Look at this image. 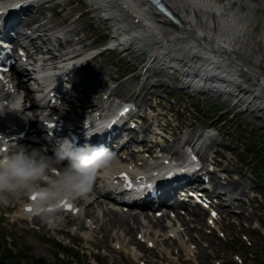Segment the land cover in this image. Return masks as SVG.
Instances as JSON below:
<instances>
[{
	"label": "bare ground",
	"instance_id": "obj_1",
	"mask_svg": "<svg viewBox=\"0 0 264 264\" xmlns=\"http://www.w3.org/2000/svg\"><path fill=\"white\" fill-rule=\"evenodd\" d=\"M91 1L98 6L100 12L105 13V16L112 20L117 31H120L115 40L120 42L121 46L130 51L134 48L140 52L141 57H145L143 55L145 54L153 62H159L165 67L178 70L184 78L196 82L197 86L206 92L215 90L228 95L234 90V87H229L228 83H233L238 88L233 92L246 90L250 92L251 98L258 97L256 94L259 93L258 91L252 93L246 87L238 86L240 84L234 77L242 79L243 75H246L256 84V87L264 85V51L258 40H255L253 34L255 24L252 16L235 11V8L230 6V0L220 3L216 0H167L181 20L179 27L172 26L168 20L156 14L157 11L151 2L146 0H141L142 4L140 0ZM21 2L8 0L7 6ZM249 6L253 8H250L253 13L257 7L264 6V4L261 1L256 6L250 4ZM135 18L139 19L137 25L133 22ZM254 19L256 21V17ZM257 38L259 42L264 39V29L259 36L257 35ZM192 52L194 56L186 55ZM227 58L233 59L234 65H228L232 63L228 62ZM133 60L138 61L136 58ZM216 67L219 70L216 71ZM226 73H228L227 77H225ZM110 75L111 70L108 71V77ZM76 79L75 92L79 88L81 78ZM252 86L255 87V85ZM241 96L244 97V95ZM259 102V109L264 112V101ZM66 106H69V102ZM247 109L252 119H255L254 114L251 115L253 111L251 106ZM59 111H62V108H59ZM0 113L5 120L11 123L13 121L10 120L9 115L17 118V111L12 103ZM8 199L13 201L12 196ZM94 202L99 205L98 209L99 207L102 209L98 201ZM89 211L94 212L95 208L92 207ZM104 212L107 215L110 213ZM112 217L122 220L124 225H130L132 221L116 214H112ZM19 218H22L21 213ZM39 222L41 223L42 220ZM132 230L133 227L129 228V231Z\"/></svg>",
	"mask_w": 264,
	"mask_h": 264
},
{
	"label": "clouds",
	"instance_id": "obj_2",
	"mask_svg": "<svg viewBox=\"0 0 264 264\" xmlns=\"http://www.w3.org/2000/svg\"><path fill=\"white\" fill-rule=\"evenodd\" d=\"M48 75L50 72L38 70L37 79ZM86 137L91 135L86 132ZM53 151L49 155L41 149L21 147L0 155V203L7 204L9 196L18 199L38 193L35 208L47 219L49 208L55 209L64 199L83 197L92 191L99 176L118 168L115 155L105 146L79 145L65 138Z\"/></svg>",
	"mask_w": 264,
	"mask_h": 264
},
{
	"label": "rangeland",
	"instance_id": "obj_3",
	"mask_svg": "<svg viewBox=\"0 0 264 264\" xmlns=\"http://www.w3.org/2000/svg\"><path fill=\"white\" fill-rule=\"evenodd\" d=\"M81 1L83 2L82 6H85L84 10L85 11L89 10L90 6H88L87 3L91 2V1H88V0H81ZM261 1L264 4V0H238V3L241 2V4H244L245 7L250 11V8H252V7H250L249 4L252 6H256L257 3L261 2ZM95 6H97V5H95ZM96 13H97L98 17L92 18L93 19L92 23L96 24L98 26V29H94L93 31L97 34L105 33L104 31H102V29L106 28V30H107L110 28V25H113V24L110 23L109 21L104 23V21L101 19V16L104 17L105 13H102L99 11ZM253 13L256 17L259 18V22L264 24V6L257 7L256 11H253ZM86 16L88 17V14ZM85 21H86V19H85ZM82 23L85 24V22H82ZM110 29H112V26ZM114 31L120 33V31H117L116 29ZM110 34H111V32H110ZM111 35H114V33L112 32ZM107 36H109V35H107ZM109 39H110V37H109ZM88 42L89 41L87 39L83 42V44L88 43ZM136 51L137 52L133 53V56H132V54H130V51L127 52L130 54V55L128 54L127 57H124V55H125L124 52L119 53L118 51H116V52H114V56H112V60L108 59V55H110L109 53H107L106 55L104 54L99 59H97V61L95 62V64H96L95 68H97L98 71H103V70H107L113 63H115L116 68H119L121 71H125L129 68L130 62H134L132 59H134V58L137 59V57H139L140 60H144L143 59L144 57L140 56V54H139L140 52L138 50H136ZM144 56H145V54H144ZM101 60H103L102 61V64H104L103 66H100V65H102V64H100ZM263 66H264V64H263ZM171 73L175 74V77H176V75L178 77H181L179 74H176L175 71H172ZM200 89L204 90V89L198 87L199 91H201ZM202 92H204L203 93L204 96L209 95L210 97H215V98H218L219 100H222V99H223V101L225 100V97L223 94H220L219 92H216L214 90L212 92H206V91H202ZM253 114L256 118L252 119V120H255L256 122H259L258 118L264 119V112H256L255 111V112H253ZM132 226L134 229L135 224L132 223ZM0 232L3 233L2 229H0ZM6 232H10V229L8 228L6 230ZM12 232L16 233L17 231L14 229ZM0 238H1V236H0ZM262 238H264V236H262ZM110 239H111V236L109 235V240L107 241V244L109 246H110ZM1 240L3 241V244L5 246H9L11 249L16 251L19 255L17 256L18 259L17 258L12 259L10 257L12 254H10L6 250H0V259H2V260H0V264H21V262L23 264H25L24 262L32 263V264H65L62 262L61 258H58L57 254L55 252V251H57L56 249H51L50 247H48L46 244H44V242H42L39 239L31 240L30 235H25L23 237L24 242L22 240L17 241L16 246L8 243L5 238L4 239L1 238ZM255 246L259 248L260 256H262V260H264V239L263 240H261V239L256 240ZM227 254L228 253H225V252L220 253V255H227ZM164 258L166 260H169V258L166 257L165 255H164ZM202 258H204V257L202 256ZM255 263H256V261H250L249 262V264H255ZM225 264H231V263L226 262Z\"/></svg>",
	"mask_w": 264,
	"mask_h": 264
},
{
	"label": "snow or ice",
	"instance_id": "obj_4",
	"mask_svg": "<svg viewBox=\"0 0 264 264\" xmlns=\"http://www.w3.org/2000/svg\"><path fill=\"white\" fill-rule=\"evenodd\" d=\"M33 200L37 199V196H33L32 197ZM65 206L68 208V210H72V205L71 204H67V202H65ZM28 211H32V209H28ZM213 215H215V213H213Z\"/></svg>",
	"mask_w": 264,
	"mask_h": 264
},
{
	"label": "trees",
	"instance_id": "obj_5",
	"mask_svg": "<svg viewBox=\"0 0 264 264\" xmlns=\"http://www.w3.org/2000/svg\"><path fill=\"white\" fill-rule=\"evenodd\" d=\"M22 264V263H21Z\"/></svg>",
	"mask_w": 264,
	"mask_h": 264
}]
</instances>
